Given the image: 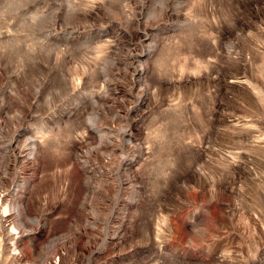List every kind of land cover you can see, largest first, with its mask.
Instances as JSON below:
<instances>
[{
  "label": "rangeland",
  "instance_id": "1",
  "mask_svg": "<svg viewBox=\"0 0 264 264\" xmlns=\"http://www.w3.org/2000/svg\"><path fill=\"white\" fill-rule=\"evenodd\" d=\"M0 264H264V0H0Z\"/></svg>",
  "mask_w": 264,
  "mask_h": 264
}]
</instances>
